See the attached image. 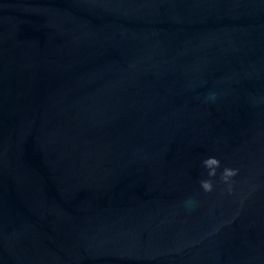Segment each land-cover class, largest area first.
Wrapping results in <instances>:
<instances>
[{"label":"water","instance_id":"water-1","mask_svg":"<svg viewBox=\"0 0 264 264\" xmlns=\"http://www.w3.org/2000/svg\"><path fill=\"white\" fill-rule=\"evenodd\" d=\"M0 264H264V0H0Z\"/></svg>","mask_w":264,"mask_h":264}]
</instances>
